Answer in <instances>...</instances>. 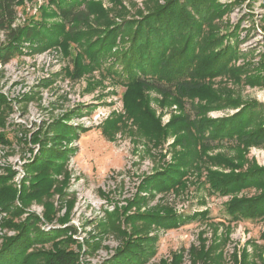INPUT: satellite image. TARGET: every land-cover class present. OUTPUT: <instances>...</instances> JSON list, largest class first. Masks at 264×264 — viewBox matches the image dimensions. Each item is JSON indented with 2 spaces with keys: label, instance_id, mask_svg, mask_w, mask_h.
<instances>
[{
  "label": "rangeland",
  "instance_id": "374dc122",
  "mask_svg": "<svg viewBox=\"0 0 264 264\" xmlns=\"http://www.w3.org/2000/svg\"><path fill=\"white\" fill-rule=\"evenodd\" d=\"M57 1L0 0V55L9 53L7 62L0 60V180L17 191L11 210L22 208L12 224L24 223L22 229L31 232L18 248L24 251L21 258L10 261L6 255L5 264H50L49 255L41 253L58 249L74 254V264H162L161 258L170 263L173 253H180L178 264H202L193 262L189 252L202 238L207 247L222 251V264H241L242 248L248 252L244 264H261L264 220H230L224 206L233 194L212 192L206 182L208 168L224 169L208 157L233 156L236 139L211 141L201 152L203 160L187 166L183 186L160 192L141 187L145 176L174 163L184 150L176 142L184 130L169 126L173 117L204 120L233 114L250 101L264 106V0H172L171 7L182 10L192 27L183 22L175 47L181 50L191 33L189 45L198 62L207 65L216 53L220 56L216 72L203 77V87L189 98L129 85L124 75L107 69L110 64L121 72L119 57L132 43L126 22L166 0H82L76 10L84 17L69 25L58 14ZM3 5L10 6L11 17ZM105 42L112 44L110 56L97 63L92 50L104 48ZM127 85L134 97L126 96ZM229 97L238 100L236 108L228 104ZM145 110L166 132H140L134 117ZM252 110L256 120L264 118L262 107ZM245 157L244 168L250 162L264 167V144L248 146ZM42 172L53 179L45 187L49 192L20 200V190ZM260 190L250 186L237 195ZM136 197L140 203L131 204ZM156 207L188 222L166 228L138 219ZM33 214L39 221L30 227ZM9 217L0 207V245L4 236L15 234L5 225ZM143 225L146 230L138 232ZM125 242L140 255L146 249L150 253L128 260L118 252Z\"/></svg>",
  "mask_w": 264,
  "mask_h": 264
},
{
  "label": "trees",
  "instance_id": "16d2710c",
  "mask_svg": "<svg viewBox=\"0 0 264 264\" xmlns=\"http://www.w3.org/2000/svg\"><path fill=\"white\" fill-rule=\"evenodd\" d=\"M82 0H58L56 8L62 21L65 25L71 24L73 21L80 20L84 17L81 11L76 10L77 4ZM196 2L197 0H193ZM8 2V1H7ZM172 0H166L164 4H158L146 14H143L139 19L130 23V40L131 46L126 52H122L119 60L121 62V72L116 71L114 65H110L107 69L112 70L118 76H125V81L131 85L135 82L139 87H152L162 93L169 95H176L178 98H189L203 87V77L216 72L214 66L220 56L216 53L211 63L203 65L198 62V55L195 54L191 48L190 38L192 34L188 35L187 41L178 50L174 43L180 38L182 33V24L185 22L188 29L192 27L185 20L182 10L176 11L171 7ZM206 4L208 0H200ZM4 4H6L4 2ZM6 14L11 17V9L9 5H3ZM212 8V7H210ZM2 22V20L0 21ZM105 47L98 50H92V57L98 63L100 59L104 61L110 56L112 44L105 42L102 44ZM189 46V47H188ZM224 56V53H223ZM9 53L5 52L0 55V60L7 62ZM196 60V61H195ZM119 62V63H120ZM203 65V68L200 66ZM126 96H133V89L129 86ZM134 95L138 96V93ZM134 97V96H133ZM231 107L238 106L236 98H226ZM263 108L256 102H246V105L233 114L222 116L218 118L196 120L191 119L189 114H182L175 116L171 119L169 126L172 129H183L176 142L180 143L184 150L174 157V163H169L165 167L157 168L143 178L141 188L153 191H163L173 189L181 186L183 183V176L186 174L187 166L192 165L194 162L203 160L201 152L209 146L211 141L215 139L234 138L237 144L234 145L235 154L227 156L224 153H218L208 157L210 163L222 168H229L228 171L224 169H207L206 182L210 184V190L219 194H233L232 198L227 200L224 210L229 215L230 220H244V219H263L264 220V167H259L255 162L248 163L244 168L247 159L245 152L250 145L264 144V118H255L253 108ZM148 112V114H146ZM149 110L137 117H134L135 122L139 124L141 133L149 136H155L159 132V136L166 132L161 128L157 122V118L149 114ZM201 112H196V115ZM254 114V115H253ZM260 120V121H258ZM153 126H151V125ZM205 129H209L207 134L204 133ZM62 158V155H58ZM179 161V162H176ZM46 162V161H45ZM40 166L44 164L39 163ZM2 178V177H0ZM38 182V184H37ZM31 185L29 188H22L18 194L20 200L26 201L30 195L33 198H40L42 193H48L45 187H50L53 179L42 172L41 178ZM44 184V185H43ZM47 184V185H45ZM183 186V185H182ZM255 186L261 189L259 192L251 195H237L242 189ZM17 195V191L7 184L4 179L0 180V207L10 212V217L5 221L8 227H14L15 234L4 236L0 245V264H5V257L9 255V259L21 258L24 251L18 249L22 244L28 242L31 238V232L24 231V223L21 227L18 224H12L13 216L19 215L22 208L12 209V202ZM131 204L137 202V197L130 201ZM204 216L206 211H202ZM12 215V217H11ZM138 219L147 223L154 222L157 226L166 228H174L188 222V219L182 218L181 215L173 213L166 207H156L154 210L146 211L144 214H139ZM11 218V219H10ZM30 227H33L39 221L37 215H31ZM129 218V217H128ZM195 218V217H193ZM126 219V218H125ZM127 220V219H126ZM12 221V222H11ZM138 232L146 230V225L138 227ZM147 232V231H146ZM153 239V238H152ZM261 239L264 241V232L261 233ZM27 240V241H26ZM15 247L14 249H10ZM140 246V242H137ZM217 245H205V240H200L199 246H190L189 252L193 262L199 260L202 264H222L221 255L222 251H216ZM126 253L128 260L136 259L135 255H140L138 250L129 242H125L124 246L118 250ZM150 249L144 251V255L148 256ZM49 255L50 264H74V254H68L61 249L56 250L54 253H47L44 251L41 255ZM180 254V253H179ZM178 253H173L170 263H166L161 258L162 264H178L181 256ZM140 255L138 261L142 259ZM261 264H264L262 251L258 254ZM248 252L243 250L240 255V262L244 264L247 262ZM28 259V258H27ZM30 259V258H29ZM40 260H43L41 258ZM27 260L26 264H30ZM8 264H11L8 262ZM16 264H19L18 262ZM195 264V263H194Z\"/></svg>",
  "mask_w": 264,
  "mask_h": 264
},
{
  "label": "crops",
  "instance_id": "0c3cea01",
  "mask_svg": "<svg viewBox=\"0 0 264 264\" xmlns=\"http://www.w3.org/2000/svg\"><path fill=\"white\" fill-rule=\"evenodd\" d=\"M242 250H243V248L241 249V252H242ZM244 250H247V248H245ZM240 255H241V253H240ZM240 257V256H239Z\"/></svg>",
  "mask_w": 264,
  "mask_h": 264
}]
</instances>
